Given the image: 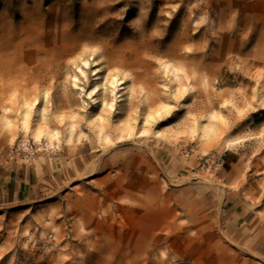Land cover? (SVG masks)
<instances>
[{
  "label": "rangeland",
  "instance_id": "rangeland-1",
  "mask_svg": "<svg viewBox=\"0 0 264 264\" xmlns=\"http://www.w3.org/2000/svg\"><path fill=\"white\" fill-rule=\"evenodd\" d=\"M0 264H264V0H0Z\"/></svg>",
  "mask_w": 264,
  "mask_h": 264
},
{
  "label": "crops",
  "instance_id": "crops-1",
  "mask_svg": "<svg viewBox=\"0 0 264 264\" xmlns=\"http://www.w3.org/2000/svg\"><path fill=\"white\" fill-rule=\"evenodd\" d=\"M5 181L6 182L3 186V195L10 203L23 202L28 200L33 195L37 196V192L34 194V191L32 190L33 184L31 182L30 174L26 171L22 172L16 170L13 175L6 176ZM231 192L233 193V191ZM229 196L232 197L231 194H227L225 196L226 200L224 202V208L227 211V218L221 223V228L227 235H231L237 239H245L250 236L253 238V226L251 228L248 227L251 229V232L247 234L240 233V229L244 228L243 224H246L244 217L249 211V204L240 199H229ZM246 225H248V223Z\"/></svg>",
  "mask_w": 264,
  "mask_h": 264
}]
</instances>
